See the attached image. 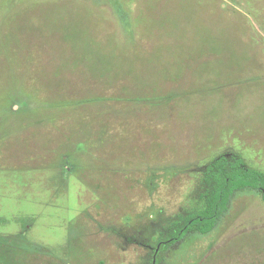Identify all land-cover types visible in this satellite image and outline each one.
Instances as JSON below:
<instances>
[{
    "label": "rangeland",
    "instance_id": "374dc122",
    "mask_svg": "<svg viewBox=\"0 0 264 264\" xmlns=\"http://www.w3.org/2000/svg\"><path fill=\"white\" fill-rule=\"evenodd\" d=\"M228 154L264 171V0H0L5 264H264L257 190L164 247Z\"/></svg>",
    "mask_w": 264,
    "mask_h": 264
},
{
    "label": "trees",
    "instance_id": "16d2710c",
    "mask_svg": "<svg viewBox=\"0 0 264 264\" xmlns=\"http://www.w3.org/2000/svg\"><path fill=\"white\" fill-rule=\"evenodd\" d=\"M202 184L205 207L178 218L176 223L183 225L178 226L175 240H181L191 231L207 234L214 230L228 212L237 191L257 190L264 200V171L246 166L243 158L236 154L217 157L206 168ZM22 239L19 240L22 242ZM5 262L2 256L0 264Z\"/></svg>",
    "mask_w": 264,
    "mask_h": 264
},
{
    "label": "flooded vegetation",
    "instance_id": "af4514ba",
    "mask_svg": "<svg viewBox=\"0 0 264 264\" xmlns=\"http://www.w3.org/2000/svg\"><path fill=\"white\" fill-rule=\"evenodd\" d=\"M228 155H230V154H228ZM233 198V197H232ZM232 201V200H231ZM178 220H175V221H173V224H172V230L170 231V237H168L166 240H165V244H164V247L166 248V247H169V246H171L172 244H174V243H176L177 241H179V240H175L176 239V231H177V229H178V226H181V225H183V223L182 222H180V219H179V224H177L176 222H177ZM192 232V231H191ZM189 233V232H188ZM174 234V235H173ZM186 236V235H185ZM184 236V237H185ZM183 237V238H184ZM182 238V239H183ZM160 246V245H159ZM158 250V249H157ZM155 252H157V251H155ZM155 263V262H154Z\"/></svg>",
    "mask_w": 264,
    "mask_h": 264
}]
</instances>
